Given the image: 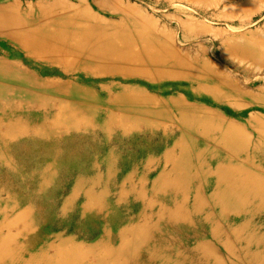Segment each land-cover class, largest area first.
<instances>
[{
  "label": "rangeland",
  "instance_id": "374dc122",
  "mask_svg": "<svg viewBox=\"0 0 264 264\" xmlns=\"http://www.w3.org/2000/svg\"><path fill=\"white\" fill-rule=\"evenodd\" d=\"M0 264H264V0H0Z\"/></svg>",
  "mask_w": 264,
  "mask_h": 264
},
{
  "label": "bare ground",
  "instance_id": "6f19581e",
  "mask_svg": "<svg viewBox=\"0 0 264 264\" xmlns=\"http://www.w3.org/2000/svg\"><path fill=\"white\" fill-rule=\"evenodd\" d=\"M75 32L73 29L67 30L62 28L55 32L45 31H24L22 34H10L12 39L23 49H27L30 52L43 55L44 53L59 50L64 54H72L80 45L77 39L82 35L81 28L76 26ZM77 36V37H76ZM153 65L163 64L156 58H151Z\"/></svg>",
  "mask_w": 264,
  "mask_h": 264
}]
</instances>
